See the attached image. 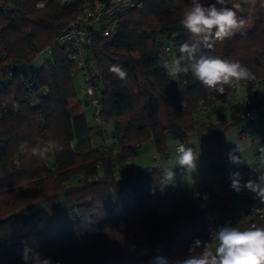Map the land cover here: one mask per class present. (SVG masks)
I'll return each instance as SVG.
<instances>
[{
  "label": "trees",
  "instance_id": "16d2710c",
  "mask_svg": "<svg viewBox=\"0 0 264 264\" xmlns=\"http://www.w3.org/2000/svg\"><path fill=\"white\" fill-rule=\"evenodd\" d=\"M37 2L0 0V68L10 67L0 71V264H24L25 245L53 264H148L156 255L186 257L196 239L207 242L213 229L226 224L231 198L209 186L200 193L198 183L174 191L169 207L155 205L164 185L161 166L136 170L131 158L146 141L164 153L169 136L192 147L193 138L229 125L223 113L213 118L216 106L242 88L225 86L219 94L190 73L173 80L162 67L180 55L181 44L191 42L179 23L191 0H145L128 10L111 33H94L85 69L69 58V44L56 41L60 29L81 13L79 3L50 1L40 8ZM243 15V33L202 51L239 61L264 78V7L258 3ZM160 37L170 39L169 54ZM48 46L51 56L29 67ZM113 64L127 69L125 81L109 71ZM80 70L95 77L96 115L103 123L90 125L82 111L91 100L80 97L73 83ZM232 108L245 117L243 104ZM205 114L209 123L202 121ZM104 131L112 143L95 145L92 136ZM46 140L57 141L62 150L39 159L18 149L22 142L32 147ZM118 172L129 185L125 194L117 189ZM217 210L221 215L212 220Z\"/></svg>",
  "mask_w": 264,
  "mask_h": 264
},
{
  "label": "clouds",
  "instance_id": "9594fccd",
  "mask_svg": "<svg viewBox=\"0 0 264 264\" xmlns=\"http://www.w3.org/2000/svg\"><path fill=\"white\" fill-rule=\"evenodd\" d=\"M258 3L264 7V0H215L207 5L202 0H191L179 21L191 34V42L180 45L178 57L162 62L165 74L175 80L181 74L190 73L204 87L220 94L225 92V86L238 89L242 82L255 80L254 74L239 61L205 54L202 49H211L217 41L223 42L237 33H243L247 26L243 13L250 15ZM109 71L121 81L127 79V69L121 64L111 65ZM18 149L39 159H47L50 154L61 151L62 145L55 140L40 141L32 147L22 142ZM237 150L240 151L239 148ZM228 157L231 163L237 165L244 162L233 152H229ZM196 160L197 154L193 147L180 144L176 148L175 166L193 171ZM254 171L258 180L249 179L243 184L239 172L231 173L230 186L237 192L242 188L248 189L264 205V159ZM174 175L172 169L163 172L165 181H171ZM252 215L264 220V207L254 206ZM22 259L24 264H53L51 258H41L38 252L27 245L23 249ZM148 264H264V226L256 222L248 226L226 223L213 229L207 242L196 239L190 245L186 257L169 259L156 255Z\"/></svg>",
  "mask_w": 264,
  "mask_h": 264
},
{
  "label": "built area",
  "instance_id": "2783aa9c",
  "mask_svg": "<svg viewBox=\"0 0 264 264\" xmlns=\"http://www.w3.org/2000/svg\"><path fill=\"white\" fill-rule=\"evenodd\" d=\"M50 1L59 2H78L81 8V13L79 16L71 20L66 26L60 29L56 36V41L61 44H69L71 51L69 53V58L75 61L80 67L85 69L87 55L90 52L93 44L94 33H101L103 36L111 33L120 19L128 10L135 7H142L145 0H38L37 6L40 8L45 7ZM170 39L166 37H160V43L166 50V54L171 51L170 46L167 44ZM41 52L51 53V48L48 46L41 50ZM92 58L90 62H93ZM255 80H250L247 82H242L240 88L234 89V91H239L243 87H248L250 85L260 86L264 85V78L259 77L254 74ZM95 77L85 73V86L83 87V92L87 94L91 102L96 106L98 112L99 100L96 96V89L94 87ZM264 91H254L251 93H246L243 97H237L235 103L243 104L245 109V118L247 122L251 125L257 123L259 114L261 111L258 105V98ZM220 94V93H219ZM210 115L205 114L202 117L203 122L209 123ZM183 143H178L176 148ZM228 151L221 145L219 148V156L215 163L218 166L223 165L229 161ZM259 162L250 164L248 166L242 167L236 171H228L223 173L221 179V185L224 190L226 197H232L238 194L240 199L246 203V210L243 214L237 217H229L228 221L238 223L239 226H248L252 222H256L261 226H264V220H261L259 216L253 217L252 209L256 207H264L261 205L259 200L255 197V194L250 192L246 188H242L241 191L237 192L231 188L230 174L233 172H239L243 178L241 183H246L249 179L258 180V175L254 171L259 167ZM198 191L204 193L207 190V185L205 183H200L198 186Z\"/></svg>",
  "mask_w": 264,
  "mask_h": 264
},
{
  "label": "crops",
  "instance_id": "0c3cea01",
  "mask_svg": "<svg viewBox=\"0 0 264 264\" xmlns=\"http://www.w3.org/2000/svg\"><path fill=\"white\" fill-rule=\"evenodd\" d=\"M81 71L82 70H80V72ZM84 80H85V75H84ZM73 83L75 85L74 79H73ZM85 83L84 85H82L81 90L78 91L80 92V94H83V96L85 95L84 97L86 99L90 100L89 99L90 97L87 94H85L82 90L83 87L85 86ZM259 90L264 91V85L261 84L258 87L253 85H250L248 87H243L239 92L235 94V96L234 95L233 96L235 98L243 97L246 93H251ZM233 96L232 97L230 96L225 101L220 102L216 106V112L214 113L215 115L213 117L215 119L216 117H218L219 114L223 113L225 116V121L229 123L227 127L218 131V133L219 132L223 133L221 134L223 135V137H219L220 135L218 133H212L203 139L201 137H195L192 139V144H193L192 147L194 148L197 154L195 170L188 171L179 166H175V156H176L175 150L173 153H171V150L169 149L167 152L160 153L157 150L155 151L156 148H154L155 145L153 141L149 140L150 144L148 146V149L150 151L151 149H153V151L151 155V160L144 162L143 163L145 164L144 166L146 167V165L147 166L160 165L163 172L165 169H172V171L175 173L174 178L171 181L164 180V185L160 190L159 194L157 195L156 200L153 201V204L157 205L158 203L162 202L165 205H167L171 203L170 201H172L173 199L172 193H174V191H176L179 188L180 189L192 188L198 183L199 184L205 183L207 185V188L209 186L220 197H225V193L221 185V179L223 172L227 170L226 165L231 162L227 161L221 166H218L215 163V161L218 159L219 156V149L217 147V143L219 144V146L225 144L227 148L226 150H228V152H233L234 155L241 157V160L244 161L243 163L237 165V167L235 168L232 166L230 169L229 167L228 171H236L250 164L256 162L260 163L261 160L264 159V93L261 94L260 97L258 98V104L260 105L261 111L259 114L258 121L254 125L249 124L245 120L243 110L239 111L232 108V106L235 103L233 100ZM88 104L89 105L91 104L93 106V112L94 115L96 116L97 123H103L104 121L101 122V120L96 115V106L92 102ZM254 132H260V134L255 136ZM109 136H110L109 133L104 131L102 137L108 138ZM178 143H182V142L176 141V145ZM143 146L144 145L142 144L139 150L143 148ZM238 148L240 149V151L237 150ZM135 169L141 170V168L138 169L135 168ZM216 172L219 173V177ZM233 196L230 197L231 201L233 200ZM233 209L234 206L232 207V210ZM224 219H225V223H227L228 218L226 219L224 216ZM230 223H235V222H230Z\"/></svg>",
  "mask_w": 264,
  "mask_h": 264
},
{
  "label": "rangeland",
  "instance_id": "374dc122",
  "mask_svg": "<svg viewBox=\"0 0 264 264\" xmlns=\"http://www.w3.org/2000/svg\"><path fill=\"white\" fill-rule=\"evenodd\" d=\"M2 55L6 56L5 53L2 54ZM50 56L51 55L48 52H40V54H38V56L30 63L29 67H31V68L33 67L34 68V67L42 65L45 62V58H49ZM8 68H10L8 64L3 65L2 68H0V71H2L4 69H8ZM74 82H75L77 90H81L82 85H84V83H85L84 75H83L82 71L74 76ZM84 96H83V94H80V97L84 98V100H85L86 98ZM82 110L85 112L89 124L90 125H95V123H97V119H96V116L94 115V112H93V106L91 104L89 105V104L84 103V105L82 106ZM106 126H107L108 129L111 128V124L110 123L109 124L106 123ZM259 134H260V132H254L255 136L259 135ZM254 138H256V137H254ZM92 141H93V143L95 145H99V144H101L103 142L111 144L113 140H112L111 136H109L108 138H103L100 135H94V136H92ZM149 144H150V141L144 142L143 143L144 146H143V148H141L139 150V153L134 155L131 158V161L133 162L135 168H137V169L141 168L142 169L143 167H145L144 166L145 164H143V163L148 161V160H151V155H152L153 149H151V151L148 149ZM175 146H176V141L172 137H169V139H168V149L171 150V153L174 152ZM224 146H225V144H224ZM217 147H218V149L220 148L218 143H217ZM225 148H226V146H225ZM155 151H156V149H155ZM232 166L235 168V167H237V164L228 163L226 165L227 170L224 171L223 173L228 172L229 167L231 169ZM216 173H217V175L219 177V173L218 172H216ZM128 188H129L128 183L122 181L120 173L118 172V187H117L118 192L121 193V194H125V193H127V189ZM156 198H157V196H156ZM166 206L169 207V204L166 205ZM231 206L232 207L234 206V209L232 211H229L225 215L226 219L229 218V217L230 218L231 217H237V216L243 214V212L246 210V203L243 202L240 199L238 194H235L233 196V200L231 201ZM162 208H164V206ZM220 215L221 214H220V212L218 210L217 211H213L211 213V219L212 220H217L220 217ZM227 223H230V222L227 221ZM231 224L233 226H239L238 223H231Z\"/></svg>",
  "mask_w": 264,
  "mask_h": 264
}]
</instances>
